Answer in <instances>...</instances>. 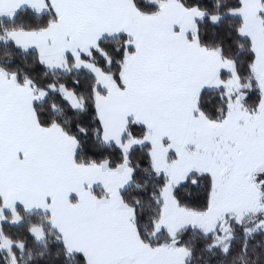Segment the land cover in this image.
<instances>
[{
    "label": "snow or ice",
    "instance_id": "obj_1",
    "mask_svg": "<svg viewBox=\"0 0 264 264\" xmlns=\"http://www.w3.org/2000/svg\"><path fill=\"white\" fill-rule=\"evenodd\" d=\"M0 264H264V0H0Z\"/></svg>",
    "mask_w": 264,
    "mask_h": 264
}]
</instances>
